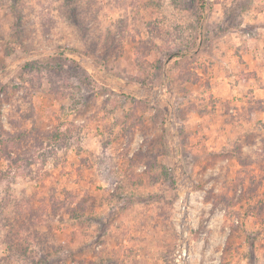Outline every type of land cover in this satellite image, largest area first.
<instances>
[{
	"label": "rangeland",
	"instance_id": "rangeland-1",
	"mask_svg": "<svg viewBox=\"0 0 264 264\" xmlns=\"http://www.w3.org/2000/svg\"><path fill=\"white\" fill-rule=\"evenodd\" d=\"M0 264H264V0H0Z\"/></svg>",
	"mask_w": 264,
	"mask_h": 264
},
{
	"label": "trees",
	"instance_id": "trees-1",
	"mask_svg": "<svg viewBox=\"0 0 264 264\" xmlns=\"http://www.w3.org/2000/svg\"><path fill=\"white\" fill-rule=\"evenodd\" d=\"M179 56H182L181 54H178V56H175V57H179Z\"/></svg>",
	"mask_w": 264,
	"mask_h": 264
}]
</instances>
